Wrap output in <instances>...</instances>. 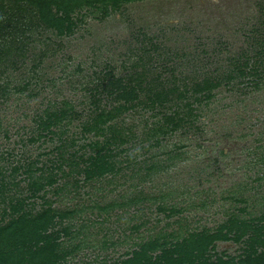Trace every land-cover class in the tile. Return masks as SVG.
<instances>
[{
    "label": "rangeland",
    "instance_id": "374dc122",
    "mask_svg": "<svg viewBox=\"0 0 264 264\" xmlns=\"http://www.w3.org/2000/svg\"><path fill=\"white\" fill-rule=\"evenodd\" d=\"M262 8L264 0H136L103 14L94 7L83 8L74 13L79 18L73 32L62 37L50 30H35L23 54L3 73L8 92L0 95V169L8 175L9 167L18 161H45V152L56 139L28 138L35 127L33 118L48 107L71 102L80 116L65 125L66 134L79 130L89 112L85 87L94 73L110 65L115 74L123 75L139 54L151 57L145 63L154 68L167 49L173 51L172 61L168 55L164 60L175 63L176 75L179 71L188 75L194 67L208 69L247 47L244 35L262 25ZM150 41L159 45V59L141 52L142 47L151 46ZM24 82H28L26 88ZM241 88V93L217 90L212 102L201 106L197 136L177 131L165 136L160 145L148 147V154L169 163L156 172L144 175L139 168L142 175L134 174V163L123 164L124 174L83 183L77 191L64 193L54 205L84 207L70 221L76 234L64 237V245L73 247L68 259L96 264L122 258L150 234L175 229L176 223L170 222L177 217H184L189 228H200L215 226L226 211L240 205L250 215L264 211V176L254 179L264 173V163L253 160L257 151H264V82L258 89ZM149 113L133 115L138 129ZM178 143L184 146L176 148ZM142 146L146 142H134L127 152L138 154L139 160L147 158ZM173 151L180 152L179 158L168 160L167 154ZM23 176L21 171L16 174V178ZM140 190L150 199L126 203ZM111 200L126 204L109 209L93 206ZM159 203L181 211L164 216L157 210ZM139 223L137 229L133 227ZM238 246L218 241L214 252L236 255Z\"/></svg>",
    "mask_w": 264,
    "mask_h": 264
},
{
    "label": "trees",
    "instance_id": "16d2710c",
    "mask_svg": "<svg viewBox=\"0 0 264 264\" xmlns=\"http://www.w3.org/2000/svg\"><path fill=\"white\" fill-rule=\"evenodd\" d=\"M132 1L136 0H0V95L8 92L3 73L23 54L35 30H50L62 37L75 29L79 18L75 12L94 7L103 14ZM262 11V25L244 35L247 47L226 55L221 63L208 69L199 71L194 67L188 75L181 71L176 75V65L171 63L173 51L167 49L162 62L154 68L145 63L151 57L144 59L146 55L139 54L123 75L115 74L110 65L94 73L85 87L89 112L74 135L67 136L65 127L71 118L80 116L71 102L64 100L61 106L38 113L28 140L55 138L56 144L45 152L48 157L40 164L36 158L18 161L9 167L8 175L0 169V264H77L68 259L73 247L64 245V237L76 234L70 221L84 207L54 205L64 193L77 191L83 183L124 174V165L129 163L136 165L134 174L156 172L169 163L148 154V147L160 145L165 136L177 131L186 137L188 133L197 136L200 108L212 102L217 90L241 93V87L260 88L264 82V8ZM150 44L151 48L142 47L141 52L159 59V45ZM167 55L171 61L164 60ZM23 86L26 88L28 82ZM143 110L150 113L138 129L133 115ZM134 142H146L147 146L142 147L147 158L139 160L138 154L127 152L128 145ZM257 153L253 160L264 163V151ZM179 156V151L167 154L171 161ZM18 171L24 176L16 178ZM262 176L264 173L254 179ZM147 199L150 197L140 190L126 203ZM126 203L111 200L93 206L109 209ZM157 210L170 217L181 208L159 203ZM184 220L173 219L170 224L175 222V229L150 234L126 251L124 257L96 264H264L263 210L250 215L244 206H237L235 211H226L225 218L213 227L189 228ZM141 224L133 227L137 229ZM218 241L238 243L239 252H214Z\"/></svg>",
    "mask_w": 264,
    "mask_h": 264
}]
</instances>
